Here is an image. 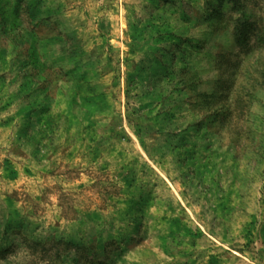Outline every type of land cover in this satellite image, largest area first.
I'll return each mask as SVG.
<instances>
[{"label": "rangeland", "instance_id": "obj_1", "mask_svg": "<svg viewBox=\"0 0 264 264\" xmlns=\"http://www.w3.org/2000/svg\"><path fill=\"white\" fill-rule=\"evenodd\" d=\"M0 264H264V0H0Z\"/></svg>", "mask_w": 264, "mask_h": 264}]
</instances>
